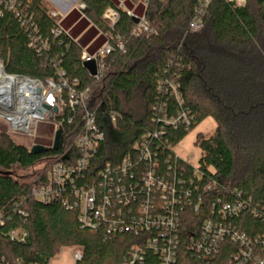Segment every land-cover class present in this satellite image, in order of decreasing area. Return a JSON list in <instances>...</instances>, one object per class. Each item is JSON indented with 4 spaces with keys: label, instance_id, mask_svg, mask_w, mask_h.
<instances>
[{
    "label": "trees",
    "instance_id": "1",
    "mask_svg": "<svg viewBox=\"0 0 264 264\" xmlns=\"http://www.w3.org/2000/svg\"><path fill=\"white\" fill-rule=\"evenodd\" d=\"M8 1L0 0V64L4 72L57 84V72L63 71L68 80L77 79L81 88H90L95 101H103L99 121L106 140L99 148L98 161L119 162L132 153L141 136L154 132L164 136L154 141L158 144L154 150L163 157L169 146L177 147L205 119L216 121L212 135L196 138L201 150L199 176H192L190 166L184 175L192 200L202 197L204 202L199 213L186 209L182 214L177 264L217 261V256L192 251L190 239L198 238L204 221L220 220L217 210L221 203L241 201L243 212L225 222L255 244L264 239V0H247L245 7L212 0L205 27L198 33H190L188 25L199 0L151 1L146 17L152 32L140 37L132 35L136 24L128 15L127 1L122 8L118 0H79L93 25L113 36L114 45L119 38L126 46L125 54L116 52L106 58L99 80L90 77L82 65L86 41L81 44L70 33L59 39L52 37L57 22L51 18L47 0H17L31 18L28 28L5 7ZM131 2L141 4L142 0ZM108 8L119 14L114 29L103 19ZM33 34L48 40V52L39 54L30 47ZM171 85L177 87L181 105ZM123 97L128 102L140 99L138 112L124 110ZM112 111L118 114L116 123L110 121ZM182 114L187 122L182 118L176 128L159 122ZM67 118L51 117L63 131L57 152L35 155L0 131V211L12 216L0 228V256L49 264L63 249L80 247L83 258L76 264H122L136 243L132 236L107 237L102 231L82 229L76 210L30 197L34 179L46 178L53 160L72 144L81 127L78 117L71 123ZM40 145L52 146L47 142ZM16 170L30 173L18 177ZM190 177L195 179V187L188 185ZM209 185L212 190L204 191ZM17 204L26 212L25 219L14 215ZM211 205L216 206L213 214ZM18 226L29 234L26 243L7 238ZM235 250L228 244L221 253L222 261ZM158 262L148 253L145 264Z\"/></svg>",
    "mask_w": 264,
    "mask_h": 264
},
{
    "label": "built area",
    "instance_id": "2",
    "mask_svg": "<svg viewBox=\"0 0 264 264\" xmlns=\"http://www.w3.org/2000/svg\"><path fill=\"white\" fill-rule=\"evenodd\" d=\"M151 1L167 0H142L141 5L144 7L142 16H138L134 11H128L132 19H139L132 33L135 37L146 36L152 32L146 17ZM223 1L241 7L247 5V0ZM211 3L212 0L198 1L188 25L190 33H198L204 29ZM5 7L14 11L21 24L28 28L32 22L31 18L24 13V9H20L17 0L5 2ZM80 9L84 10L85 6L81 4ZM50 15L57 22V27L51 31L52 37L59 39L62 36H69V32L61 26L62 14L52 9ZM103 19L111 29H114L119 22V14L116 10L108 8ZM105 39V44L96 53L90 54L84 49L81 53L82 65L95 62L96 75L88 74L96 80L103 76L106 58L116 52L126 53V46L119 38L116 45L113 36L105 35ZM30 47L39 54L48 52L50 48L48 40L34 34ZM7 76L16 79L17 89L27 97L31 98L32 94L44 97L39 107H34L26 114L27 112L18 111L22 109L20 98L17 99L15 106H10L2 101L4 98L0 96V119L8 123L11 130L34 137L38 124L48 117L67 116L69 123L78 117L81 121V127L72 144L53 160L46 178L38 176L34 179L30 197L43 204L57 202L67 211L76 210L78 223L82 229L102 231L107 237L132 236L136 243L131 246L122 264H145L148 253L158 258V264H177L182 235V214L186 209H191L195 214L199 213L204 202L202 197L192 200L191 192L185 187L187 181L184 175L187 166L192 167L193 177L199 176L198 166L194 167L188 160L180 158L175 152L176 147L172 146L168 147V154L161 157L160 152L154 150V146L158 145L154 141L164 138L159 132L141 136L135 143L132 153L117 163L98 161L99 148L106 140V134L99 121L103 101H95L90 88H81L77 79L68 80L63 71L57 72L59 77L57 84L52 81L44 84L29 77ZM33 86L35 91L32 93ZM171 88L178 99L177 87L171 85ZM178 103L181 105L179 99ZM44 104L50 105L52 109L57 108V113L50 110L43 116L40 115L39 111ZM117 116L116 112H110V121L116 123ZM186 117V114H182L178 119H159V122L176 128L182 118L187 122ZM56 125L59 130L60 126ZM193 177L188 179L190 186L195 185ZM211 190L212 186H205L204 191ZM20 206L21 204H17L13 213L25 219L27 214ZM215 207L210 206L212 214ZM243 209L244 204L241 201L221 203L217 210L220 220L204 221L198 238L190 239L192 251L202 253L205 257L217 256V261H208L206 264H264V239H257L255 244L237 227L225 222L227 219L239 217ZM6 219L11 220V214L6 215L1 210L0 228L5 226ZM28 236V232L20 226L7 233V238L18 244L26 243ZM228 244L236 250L230 254L226 262H223L221 253ZM72 255L75 264L80 262L83 258V249L74 247ZM0 264L41 263L0 256Z\"/></svg>",
    "mask_w": 264,
    "mask_h": 264
},
{
    "label": "rangeland",
    "instance_id": "3",
    "mask_svg": "<svg viewBox=\"0 0 264 264\" xmlns=\"http://www.w3.org/2000/svg\"><path fill=\"white\" fill-rule=\"evenodd\" d=\"M48 5L51 9H54L49 0ZM127 5L131 7L130 10L134 11L138 16L144 14V7L141 4H134L131 0H127ZM46 86V85H45ZM47 91L49 89L46 87ZM124 110H132L138 112L142 104L140 99H135L132 102L126 101L122 98ZM217 127L216 121L209 117L201 122L196 128H194L186 138L175 148L177 155L194 166H198L199 159L201 157V150L196 146V138L199 134L212 135ZM58 130L57 125L51 118H46L42 123H39L36 127L35 136H29L20 132L11 130L8 123L0 119V131L8 134L13 142L17 145L24 146L31 149L34 145H40L41 142H47L53 145L55 133ZM18 177H23L29 174L28 171L16 170ZM72 249H63L51 262L50 264H75V260L72 255Z\"/></svg>",
    "mask_w": 264,
    "mask_h": 264
},
{
    "label": "crops",
    "instance_id": "4",
    "mask_svg": "<svg viewBox=\"0 0 264 264\" xmlns=\"http://www.w3.org/2000/svg\"><path fill=\"white\" fill-rule=\"evenodd\" d=\"M125 1L118 0L119 5L125 7ZM49 2L56 11L62 14L61 26L77 42L81 43L83 40L87 42L82 49L94 54L105 44V35L87 19L83 10L80 9L79 0H49Z\"/></svg>",
    "mask_w": 264,
    "mask_h": 264
},
{
    "label": "bare ground",
    "instance_id": "5",
    "mask_svg": "<svg viewBox=\"0 0 264 264\" xmlns=\"http://www.w3.org/2000/svg\"><path fill=\"white\" fill-rule=\"evenodd\" d=\"M32 93L35 91V86L31 87ZM0 95L4 98L2 101H5L6 104L10 106H15L17 99L20 98L21 108L18 111L27 112L29 114L33 108L39 107V105L44 100L43 96H33L31 98L27 97L17 89L16 79L10 78L5 75L0 64ZM28 119V115L26 116Z\"/></svg>",
    "mask_w": 264,
    "mask_h": 264
},
{
    "label": "water",
    "instance_id": "6",
    "mask_svg": "<svg viewBox=\"0 0 264 264\" xmlns=\"http://www.w3.org/2000/svg\"><path fill=\"white\" fill-rule=\"evenodd\" d=\"M121 1H125V0H121ZM133 21H134L135 24L139 23V19L138 18H133ZM83 67L91 76H95L96 75L97 67H96L95 62L84 63ZM2 69H3V67H2ZM3 72H4V69H3ZM38 92H40V89L38 90ZM0 96H2V95H0ZM50 110H53L54 113H57V111H58L57 108H53L52 109V107L50 105L44 104L42 106V109L39 111V113H40V115L43 116L46 111H50ZM62 132H63L62 129H59V130L56 131L55 137H54V141H53V145L51 147H45V146H42V145H34L30 149V151L33 154H35V155H40V154L48 153V152H51V151H55V152L59 151L60 146H61Z\"/></svg>",
    "mask_w": 264,
    "mask_h": 264
}]
</instances>
